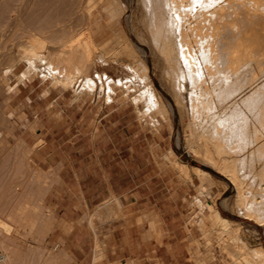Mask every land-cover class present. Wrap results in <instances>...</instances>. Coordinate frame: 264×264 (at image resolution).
Instances as JSON below:
<instances>
[{"label":"rangeland","instance_id":"rangeland-1","mask_svg":"<svg viewBox=\"0 0 264 264\" xmlns=\"http://www.w3.org/2000/svg\"><path fill=\"white\" fill-rule=\"evenodd\" d=\"M26 1L28 2V0ZM26 1L0 0V4L9 2L11 5L0 18V25L3 27L0 30V203H2L0 207L3 209L0 208V220L10 223L12 228L7 231L0 226V229H3L0 230V256L4 264H65L61 260L62 256H69L65 250L63 239L59 238L60 230L68 232L69 228H62L58 215L47 203V192L52 181L36 165L33 153L37 147L44 143V133L50 129L49 114L44 113V110L59 109L60 104H72V102L76 103L69 106V109L77 108L78 104H83L84 109L90 107L95 111L126 106L133 117L137 113L140 120L156 132L164 127L172 128L176 152L182 154L180 158L189 164L199 165L212 174V179L204 182L197 174V180L193 178L194 176L187 178L194 184L191 196L186 198L184 205L187 226L191 232L189 237L190 260L193 264H250L244 259L239 250V245L233 242L229 233L221 234L217 227H212L209 224L204 226L208 214L211 213L208 204L212 203L216 208H219L224 216L232 220V227L249 246H255L259 243L264 245V225L250 219L242 209L243 207L239 205L236 199L237 187L235 183L230 181L216 167L207 163L201 154L192 152L188 146L191 140L201 145L205 137L198 139L199 133H194V131L202 132L203 128L205 130L208 126L206 114L200 113L199 115L202 116L198 119L199 117L196 116L199 113L198 110L193 107L194 113L191 111L192 102L194 99H198L197 96L191 99L194 96L191 88L195 87V93H199L200 87L198 81L193 84L189 78V69L200 70L210 84L212 83L202 57L199 59V63L191 66L193 68L182 64V71L185 73L182 79L184 81H181L180 85L182 86L178 91L180 96H184L182 98L184 102L177 101L175 92L177 88L174 87L172 77L169 78L170 76L166 72V63L153 47L147 33L142 31L140 0H131V5L123 17V26L136 45L147 52L152 85L161 94L169 109V115L163 116L149 110L146 102L143 101L145 99L139 92L147 87L148 80L140 77L136 67H134V58L123 57L121 59L117 56L120 44L114 39L117 33L116 25L110 20L109 14L103 10V6L94 11V17L91 20L84 18L81 5L77 4V0H47V2L35 0L40 4L36 6L35 11H31L32 13L19 12L17 15L11 10L13 5L17 9L19 6L25 10ZM87 1L82 0L84 4ZM262 17L264 21V13ZM262 20L257 25L254 23L252 26L255 31H258L254 32L256 34V36L254 34L255 52L260 53L264 51V22ZM37 25L48 27L47 31L49 30L53 34L62 33V30L65 29L68 34L75 35L74 39H90L96 43L95 52L92 55L93 65L88 73L94 80L92 90L83 89V81H78L66 89L60 85H54L51 77L44 78L42 74L49 71V66L43 62L39 66V71L42 72L36 76L22 75L19 78H12L8 82L3 79L2 75L5 72L3 70L6 66L12 60L20 58L22 45L32 37H42L43 33L36 28ZM52 47L56 51L60 48V44L53 43ZM52 47L47 50L51 51ZM263 61L264 57L261 61L262 68H264ZM26 64L25 61L18 64L20 72L23 73ZM250 68L256 70L260 78L256 82V86L246 89L244 94L240 95L239 102L241 104L242 98L264 85V77L260 73V64L253 61ZM262 91L264 92V90ZM60 93H64V99L53 101L52 99ZM263 95L258 98L261 99L264 97ZM258 98L253 105L254 110L253 106H247L249 107L247 108L246 105L242 104L244 115L250 118L251 132L255 131L256 127L261 130L259 121L255 119L258 111L256 109H258V105L263 103L262 101L260 103ZM214 101L219 104L220 99L215 96ZM248 109L251 110V113ZM192 114L193 116L196 115L193 117ZM193 124L195 125L194 128L197 129H193ZM261 133V139L246 152L248 155L243 156L240 165V168H243L239 174L241 178H244L242 180L244 182L243 189H247L253 182L252 185L258 187L261 180L259 176H263L264 168L261 169V166L264 167V156L253 153L258 145L264 142V131ZM212 145L213 143L210 142L209 146L214 151ZM259 156L263 159L261 160ZM177 159L181 162L178 156ZM249 169H253L252 172ZM259 169L262 172H258ZM260 173L261 175H259ZM110 205L113 206L114 203L112 202ZM120 215L121 212L118 210L114 217L118 218ZM95 220L94 216H91L92 223ZM207 227L211 230L208 237L205 233ZM208 238L209 241L205 240Z\"/></svg>","mask_w":264,"mask_h":264},{"label":"bare ground","instance_id":"bare-ground-1","mask_svg":"<svg viewBox=\"0 0 264 264\" xmlns=\"http://www.w3.org/2000/svg\"><path fill=\"white\" fill-rule=\"evenodd\" d=\"M43 2H47V0H43ZM83 2L77 0V4L81 5L84 18L88 20L94 17V11H97L100 6H103V10L109 14L110 20L116 25L117 33L114 39L120 44L117 56L121 59L123 57H133L134 67H136L140 77L148 80L147 87L139 92L145 99L143 101L146 102L149 110L168 116V106L161 94L154 89L150 79L147 52L136 45L123 26V17L131 5V0H88L86 4ZM25 4L27 5L25 10L18 5V9L13 5L11 10L16 12L17 15L19 12L30 13L36 10V6L40 2L28 0ZM140 5L142 31L147 33L153 47L166 63V72L170 76L169 78L172 77L174 87L177 88V91H175L177 101L184 102L182 99L184 96H180L178 91L182 86L180 85L181 81H184L182 79L185 73L182 71V64L193 68L191 66L199 63L201 57L204 64H206L208 77L212 81L211 84L200 70L189 69V78H191L193 84L198 81L200 87L196 86L200 89L199 93H195V87L191 88L192 95H194L191 99L196 98L195 96L198 97L194 101L191 100L193 101L191 111L194 113L193 107L198 110V115L194 114V116L199 117L198 119L202 116L199 115L200 113L206 114L205 117L208 121V124H206L208 126L206 125V129L203 128L204 131L202 130V132L199 130L194 131V133H199L198 139L205 137L204 142L201 140L203 143L199 145L191 140L188 146L192 152L201 154L207 163L216 167L230 181L235 183L237 187L236 199L239 205L243 207L242 209L250 219L264 225V172L261 170L264 167L261 166L262 168L258 171L262 172L263 175L259 176L261 180L258 187L252 185L253 182L250 183L247 189H243L244 182L242 180L244 178L239 176L243 169L240 168L243 156L261 139V132L264 131V97L259 99L260 95L264 94L262 91L264 85L242 98V104L246 107L253 106L258 97L259 102H263L258 105V109H256L258 110L256 113L257 118H255L259 121L261 130L256 127L255 131L251 132L250 118L244 115L242 104L239 102L240 95L242 96L246 89L256 86V82L260 78L259 73L250 68L253 61L260 64V73L264 77V68L261 67L264 51H261L262 53L255 52L254 32L258 31H255L252 27L254 23L257 25L263 18L264 0H140ZM10 7L9 2L0 4V18L4 11H7ZM2 28L0 25V30ZM36 28L42 31V37H32L22 45L20 58L12 60L6 66L3 70L5 71L2 75L3 79L8 82L10 79L19 78L22 75L36 76L39 72H42L39 71V66L43 62V64L46 63L49 66V71L42 74L44 78L51 77L54 85H60L66 89L78 81H83V89L92 90L94 80L88 73L93 65L92 55L95 52L96 43L90 39H74L75 35L68 34L65 29L62 30V33L53 34V32L47 31L48 27L37 25ZM53 43H59L60 48L55 51L52 47ZM50 47H52V50H47ZM21 61L27 63L23 73L18 69V64ZM262 65L264 64L262 63ZM197 68L199 67L197 66ZM215 96L220 99L219 104L214 101ZM258 123L256 124L258 125ZM194 124L192 125L193 129H197L194 128ZM210 142L213 143L214 151L209 146ZM170 152L167 157L174 162L185 177H191V172H194L203 182L212 179V174L208 170L200 166H190L187 162L180 163L177 155L172 151ZM253 153L264 156V142L259 144ZM260 156L259 158L262 160L264 157L261 158ZM252 170L249 169L250 172ZM224 202L226 203V201ZM1 204L0 206H2ZM208 206L211 213L209 212L210 214H208L204 226L209 224L212 227H217L221 234L229 233L233 242L239 245V250L248 263L264 264V245L259 243L255 246H249L232 227L230 218L224 216L214 204L209 203ZM0 208L2 209V207ZM7 223L0 220V226L10 231L12 229L11 225ZM210 232L211 230L207 227L205 232L207 237ZM204 237L206 238L205 235ZM205 240L209 241L210 239Z\"/></svg>","mask_w":264,"mask_h":264},{"label":"crops","instance_id":"crops-1","mask_svg":"<svg viewBox=\"0 0 264 264\" xmlns=\"http://www.w3.org/2000/svg\"><path fill=\"white\" fill-rule=\"evenodd\" d=\"M58 99L64 93L52 100ZM75 103L44 110L50 129L33 153L52 181L47 203L62 228H69L60 230L69 254L61 260L193 264L184 205L194 184L167 157L172 151L187 162L176 152L172 128L156 132L126 106L95 111L78 104L69 109ZM191 176L197 180L194 172ZM118 210L121 215L115 218Z\"/></svg>","mask_w":264,"mask_h":264},{"label":"built area","instance_id":"built-area-1","mask_svg":"<svg viewBox=\"0 0 264 264\" xmlns=\"http://www.w3.org/2000/svg\"><path fill=\"white\" fill-rule=\"evenodd\" d=\"M0 264H4V261H3V259L1 258V256H0Z\"/></svg>","mask_w":264,"mask_h":264}]
</instances>
